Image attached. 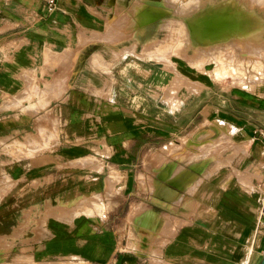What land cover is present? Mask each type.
<instances>
[{
  "label": "crops",
  "instance_id": "obj_1",
  "mask_svg": "<svg viewBox=\"0 0 264 264\" xmlns=\"http://www.w3.org/2000/svg\"><path fill=\"white\" fill-rule=\"evenodd\" d=\"M48 1L0 0V264H259L264 87L152 61L216 55L177 0Z\"/></svg>",
  "mask_w": 264,
  "mask_h": 264
},
{
  "label": "rangeland",
  "instance_id": "obj_2",
  "mask_svg": "<svg viewBox=\"0 0 264 264\" xmlns=\"http://www.w3.org/2000/svg\"><path fill=\"white\" fill-rule=\"evenodd\" d=\"M175 5L179 8H181V5H184L183 8H181V15L177 12H173L170 14V17L181 20L183 19L185 21L188 26L185 35L190 36V42L195 44L194 46L196 47L197 52L200 50V52H205V54L212 53L216 55H164L166 57L152 55V61L157 62L158 60H162L167 63V67L170 69H173V62H180L189 72L196 76V80L200 79V81L209 83L214 82L219 88L233 87L237 89L243 88L253 90L259 87H264V0H177ZM205 14H216L218 17L217 19H220L219 16L223 19H233L234 16L241 15L246 22H250V20L254 21L256 27L249 33L247 38H245L246 35L231 33L232 30H230L231 32L228 34L224 43L219 44V47H213L212 51H208L205 47H199L196 45V42H192L193 37L191 36L189 28L190 23H196V17ZM185 48V53L188 51H194V48L190 43L185 42ZM184 77L186 78L185 80L176 75L175 79L171 81L170 89H176L183 85L190 88L202 86L201 82L196 81L194 83L187 76L184 75ZM53 122H56L54 128L51 126ZM39 126H44L51 130L46 141H44V148V145L48 142L50 137L57 136L59 131V121L56 118H50L48 116L47 118L44 117L38 121L36 132ZM226 137H228L226 134H221V138L219 139L224 141ZM6 139L5 137H1L0 144L5 143L2 141ZM196 146L199 149V155L192 158L198 159L210 156V154H204L198 145ZM12 153L18 158L33 155L27 154L22 156L21 152ZM225 159L227 160V158L220 159V161H218L219 164H224ZM229 159L230 158H228V162ZM182 177L187 179L192 176L189 171H186ZM138 178L142 180V175L140 173H138ZM198 183H200V180L197 179L196 185H198ZM83 201L86 205L90 202L87 199H84ZM103 208L100 205L101 211L105 210ZM75 209H77V211L81 210L80 202L76 205ZM48 213L49 212L46 213V216ZM64 217H66V215H64ZM43 221H45V219Z\"/></svg>",
  "mask_w": 264,
  "mask_h": 264
},
{
  "label": "bare ground",
  "instance_id": "obj_3",
  "mask_svg": "<svg viewBox=\"0 0 264 264\" xmlns=\"http://www.w3.org/2000/svg\"><path fill=\"white\" fill-rule=\"evenodd\" d=\"M217 18L218 17L216 16V14L215 15L205 14V15H200L196 17V23L189 24L191 36L193 37L192 42H196V45H198L199 47H205L206 50L212 51L213 47H219L218 46L219 44H222L226 41L228 34L231 32L230 30H232L231 33H238L240 35L241 34L246 35L245 38H247L249 33L256 27L254 25V21L250 20V22H246L241 15L234 16L233 19H228V18L223 19L220 16H219L220 19H217ZM173 70H175L174 64H173ZM177 76L181 77L183 80L186 79L184 75L177 74ZM219 132L221 134H225L223 129H220ZM228 132L230 133V131ZM205 144H204V147H207V148H204V149L209 150V146H208L209 144L208 145H205ZM208 152L209 151H204L203 153H208ZM164 195L167 198H171L173 195H175V192L166 189L164 191Z\"/></svg>",
  "mask_w": 264,
  "mask_h": 264
},
{
  "label": "built area",
  "instance_id": "obj_4",
  "mask_svg": "<svg viewBox=\"0 0 264 264\" xmlns=\"http://www.w3.org/2000/svg\"><path fill=\"white\" fill-rule=\"evenodd\" d=\"M53 4H54V0H49L48 1V5H49L50 9L53 7Z\"/></svg>",
  "mask_w": 264,
  "mask_h": 264
},
{
  "label": "water",
  "instance_id": "obj_5",
  "mask_svg": "<svg viewBox=\"0 0 264 264\" xmlns=\"http://www.w3.org/2000/svg\"><path fill=\"white\" fill-rule=\"evenodd\" d=\"M259 264H264V254H263L262 259H261Z\"/></svg>",
  "mask_w": 264,
  "mask_h": 264
}]
</instances>
